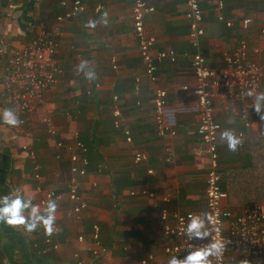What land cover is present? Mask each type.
Listing matches in <instances>:
<instances>
[{
	"label": "crops",
	"instance_id": "1",
	"mask_svg": "<svg viewBox=\"0 0 264 264\" xmlns=\"http://www.w3.org/2000/svg\"><path fill=\"white\" fill-rule=\"evenodd\" d=\"M100 1L103 9L99 12L90 5L85 12L66 17V7L60 6V0H0V108L1 78L6 66L1 48L21 46L33 38L37 18L54 30L55 59L62 68L57 84L45 93L27 124L10 127L0 123V193L19 188L32 194L33 202L41 205L45 190L61 193L56 230L47 234L41 225L29 232L22 225L0 222V264H139L149 253L155 256V264H167L157 208L152 207L151 198L131 197L127 190L146 187L156 193L157 199L170 194V212H196L205 207L207 156L196 134L194 97L182 89L183 85L193 84L188 21L184 16L186 0H167L159 7L153 4L155 11L144 18L145 31L156 40L152 52L173 48L177 56L174 63L163 60L157 64L155 82L146 74L134 37L132 1ZM215 2L200 0L204 29L200 44L207 65L223 66L225 54L243 39L248 58L260 66V90H264V0H223V15L232 21L231 27L218 20ZM105 12L107 23L86 26L88 19H99ZM246 17L251 18V23L241 29L240 21ZM83 59L91 62L96 72L94 80L89 81L83 72L76 71ZM156 87L167 92L163 116L175 130L174 135L159 136L156 132L152 104ZM113 106L119 108L120 125L129 128L131 142H126L121 128L114 125ZM46 116L57 126L55 137L45 130L42 118ZM215 118L221 126L217 149L223 175L224 169L245 165L248 158L240 143L235 151L229 150L220 139L221 131L231 129L240 138L264 136V119L253 118L251 127L246 128L219 102L215 103ZM86 131L93 133L102 160L91 162L95 169L86 168L80 178L79 191L87 207L77 215L67 195L69 154L55 142L60 139L69 144L75 132L83 142L79 135ZM24 147L34 151V158L28 156ZM167 147L173 153L171 161L165 160ZM137 150L146 153V161H133ZM149 168L155 171L154 175L147 174ZM127 181L131 184L115 191L114 184ZM243 205L247 204L228 198L223 202V208L234 212ZM93 223L99 225L97 240L92 238ZM80 235L82 241L77 239ZM92 249L99 252L97 256Z\"/></svg>",
	"mask_w": 264,
	"mask_h": 264
},
{
	"label": "built area",
	"instance_id": "2",
	"mask_svg": "<svg viewBox=\"0 0 264 264\" xmlns=\"http://www.w3.org/2000/svg\"><path fill=\"white\" fill-rule=\"evenodd\" d=\"M131 25L136 39L139 54L147 76L150 81L157 80V64L163 60L170 63L176 61V52L173 48H164L152 52L156 40L148 34L144 28V18L155 11L153 3L146 0H131ZM60 6L66 7L65 16L71 17L85 12L90 5L95 11L103 9L100 0H60ZM184 16L188 21V38L191 53L188 55L193 73V84L183 85V90H189L194 97L197 112L196 134L202 145V151L207 156L208 167L204 175V209L199 211L170 212V194L161 195L157 199L156 193L146 187L139 189L129 188L128 196H146L152 199V207L157 208V223L162 237L165 238L163 252L167 258L177 255L182 258L188 250L189 241L183 234V228L190 214L208 213L213 218V226L219 227V232H212L210 238L219 237L226 242L224 253L220 258L210 257L212 264H264V203L243 205L237 212L223 208V202L227 193L222 187V172L218 164L217 141L219 138L220 123L215 118V103L219 102L224 108L230 110L244 127L250 128L253 118H259V113L252 109L254 95H246V91L252 89L260 91L261 71L260 66L248 58V48L245 40L237 42L232 52L225 54L223 66L210 67L205 61L201 50L200 40L204 29L202 26L203 11L200 0H186ZM215 7L217 18L227 27L232 26L231 20H226L223 15V0H216ZM38 19V18H37ZM35 20L36 27L33 38L21 46H2L1 52L6 57V66L2 75L3 102L1 108H12L20 119V126L27 124L37 105L42 102L46 92L51 90L58 82L62 74V68L55 59L57 44L54 30ZM251 18L246 17L240 21V28L247 29ZM115 68V64H113ZM98 86L97 83L94 84ZM88 94L90 91L87 92ZM167 92L161 87L153 90V110L156 122V132L159 136L165 134L174 135L175 130L164 120V108L166 106ZM117 99V96H114ZM113 122L120 127L126 142H131L129 128L120 125L121 113L117 106L111 110ZM46 132L55 137L58 135L57 126L49 116L43 117ZM73 142L64 143L56 139L57 147H65L69 154V176L67 179V195L72 203V210L79 214L87 207V202L80 193V178L86 174L88 164L87 147L78 139V134H73ZM28 156L34 158L33 150L27 149ZM173 153L166 148L165 160L171 161ZM146 153L137 150L133 153V161L141 163L146 161ZM37 168H35L36 170ZM148 175H154L152 168L147 169ZM39 178L37 172L34 173ZM41 190L40 186H37ZM58 201L62 194L56 190H45L42 203H45L49 195ZM225 221L228 225L225 226ZM92 238L97 240L99 225L91 226ZM82 235L77 239L82 241ZM49 241V239H48ZM190 243L203 246L207 240L193 239ZM104 251V248L99 249ZM95 256L98 251L92 249ZM155 256L151 253L142 258L139 264H155Z\"/></svg>",
	"mask_w": 264,
	"mask_h": 264
},
{
	"label": "clouds",
	"instance_id": "3",
	"mask_svg": "<svg viewBox=\"0 0 264 264\" xmlns=\"http://www.w3.org/2000/svg\"><path fill=\"white\" fill-rule=\"evenodd\" d=\"M97 23H107V13H102L99 19L93 17L86 21L87 27H95ZM77 72H83L85 77L91 81L96 77V72L87 59L81 60L76 65ZM248 96L254 95L252 109L259 113L264 119V90L253 91L249 89L245 93ZM20 119L12 108H0V123L15 127ZM220 139L224 141L227 148L235 151L241 142L240 137L231 129H224L220 133ZM34 196L22 189L13 187L10 191L0 193V222L7 225H22L24 230L33 231L38 226H43L45 233L51 234L56 230V209L59 202L49 195L46 202L41 205L34 203ZM212 232H219L218 226H213V218L208 214H190L183 234L189 241L188 250L182 258L172 255L168 258L167 264H212L210 257L220 258L225 250L226 242L219 238H210ZM193 239L207 240L203 246H196L190 243Z\"/></svg>",
	"mask_w": 264,
	"mask_h": 264
},
{
	"label": "trees",
	"instance_id": "4",
	"mask_svg": "<svg viewBox=\"0 0 264 264\" xmlns=\"http://www.w3.org/2000/svg\"><path fill=\"white\" fill-rule=\"evenodd\" d=\"M159 7L164 5L167 0H146ZM79 138L86 144L89 164L87 169H95V161H101V155L96 147L93 133L88 131L79 135ZM242 152L248 158L245 165L235 168H226L223 170L222 187L227 193L229 201L239 204L264 203V136H251L240 138ZM218 144V141H217ZM218 150V149H217ZM90 167V168H89ZM124 177H121L123 179ZM128 181L123 184H114L117 192L122 185H129Z\"/></svg>",
	"mask_w": 264,
	"mask_h": 264
},
{
	"label": "rangeland",
	"instance_id": "5",
	"mask_svg": "<svg viewBox=\"0 0 264 264\" xmlns=\"http://www.w3.org/2000/svg\"><path fill=\"white\" fill-rule=\"evenodd\" d=\"M4 57H5V55H4ZM5 58H2V60H4Z\"/></svg>",
	"mask_w": 264,
	"mask_h": 264
}]
</instances>
